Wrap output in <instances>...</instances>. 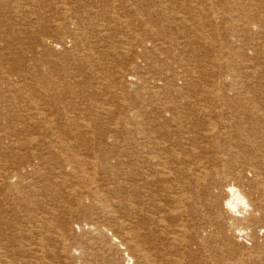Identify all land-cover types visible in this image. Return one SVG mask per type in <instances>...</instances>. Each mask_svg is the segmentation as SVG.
I'll return each mask as SVG.
<instances>
[{
    "label": "rangeland",
    "instance_id": "obj_1",
    "mask_svg": "<svg viewBox=\"0 0 264 264\" xmlns=\"http://www.w3.org/2000/svg\"><path fill=\"white\" fill-rule=\"evenodd\" d=\"M212 4L213 5L216 4V5L213 6ZM199 7L203 9H200ZM244 7H245V10H243ZM250 8H251V11H250ZM12 9H16V12H14V10ZM194 10H196V12L199 11L201 15L199 13H196ZM242 11L244 12L243 14H242ZM246 11H247L246 16L248 17H245ZM248 12H250L251 14L254 12L253 14L255 16L254 15L251 16L250 13L249 15ZM256 16L260 20H258ZM251 18L252 19L254 18L253 19L254 21ZM259 26H261L260 27L261 30L259 29ZM262 27L264 28V0H219V1L216 0V3H215V0H0V79H1L0 82L4 81L6 86L9 88L14 87L16 85L18 86V85L24 84L26 86V90L24 91L25 96L36 94V93L38 95V92L39 93L41 92L38 96H42L44 93H46V96H47L46 98H49V97L51 98L49 100L47 99V101L45 102L46 103L45 106L48 109L47 113H50L49 110L51 111L50 114H47L44 116V119L45 117L46 119L43 120L42 122H45V124L44 123H33L34 125H31L29 123L31 127L35 128L37 133L40 132L41 134H43L42 136L45 139L41 137L42 140L40 141L39 144L37 143L34 146H32L31 149L29 148L27 150L33 151L36 148L38 149V147L39 149L41 148L42 150L36 149L37 151L36 150L33 151L35 154L36 153L38 154V155L37 154L33 155L34 157L30 156L28 153L26 154L25 151L19 152L18 150H15L19 152V155L21 154L20 156L19 155L12 156L13 158L15 157L14 159L17 161V163L15 160L13 161V158H11L12 160L8 157L5 158L6 153L0 150V184L3 183L4 177L8 175L5 169L9 171L16 170L15 172L22 171V170L28 171L29 169H32L31 167H36L37 165L42 163L44 158L49 157L50 151H53V154H51L49 158H51L53 155L52 157L53 160L52 158L51 159L48 158L47 161L50 160V162H48V164L46 165L48 169L46 168V172L44 174L45 177L41 176L42 178H47L49 174L52 175L51 171L55 169L56 166L57 167L60 165L65 166L67 163L66 158L68 156L70 157L76 156V158L80 157L84 161L82 162L79 158L80 161L77 162L76 167L78 166L79 168L81 167L82 169L80 168L79 169L80 171H78L77 169L74 170V171L77 170L79 174V175L78 174L74 175L75 178L73 177V173H72L73 166L72 167L69 166L70 167L69 171H66V176L64 175L68 181L66 180V178L64 180H66L67 182H70L69 179L71 180L73 179V180L71 181L72 183L70 182L71 184L65 182L66 185L64 184L65 185L64 191H63V188L58 187L59 184L48 185L49 184L48 182H41V184L48 183L46 184V189H45L47 191L44 190L45 192L44 191L37 192V194H35L34 196L30 198L28 197V194H26V200H28L26 201V204L27 202L28 204H31L29 207H27L28 204L22 205L19 202V201H22V196L23 194L25 195V192L27 189L24 188L22 189L21 194L18 193L19 195H21L20 197L17 194V190L13 191L15 193V196L17 197V200H15L16 197L13 196L15 200V203H14L15 205L14 204L9 205V203L5 201V196L10 195V193L12 194V192L8 190L7 191L0 190V264H139L138 263L139 260L134 256L132 252L135 245L137 244V241L138 243L141 242V245H142L141 248H142L143 253L150 254V257H151L150 262L147 264H154V228L157 227L155 231L158 232V233L156 232L157 235L155 236L160 238L164 234L166 238H168L169 235H166V234H170L169 231H172L171 234L175 232L174 221L168 219V221L170 220V222H168L167 218H165V222H163L164 225L163 223L161 222L157 223L156 221V227H154V203H153L154 196H152L153 198L146 199V201L144 202L143 198L137 199L138 197L134 195L131 196V194L127 195L128 193L122 194V193H119L118 191L116 192L115 188H117V186L115 187V184L118 182L117 181L115 182V180L114 182L110 181V185H112L111 187L113 189L107 192L106 191L103 192V190L98 189V182L94 184L92 180V185L90 184L91 183V179H90L91 173H88V172L92 170H89V167L84 166V165H86L87 159H88L87 162H91V161H97V159L99 160V158L100 160H104V161L106 160L107 163H109V158L112 156L111 159L113 158L112 159L113 163L111 164V166L112 165L114 166L113 170L116 169L117 171L120 172L119 169L122 168L121 170L125 172L132 173V172H136L139 170V172L148 171L149 172L148 174H152L151 170L148 169L150 168L149 165L146 166L145 164L147 163L140 164L138 159L139 158L146 159L149 157L154 158V124L153 122H154V118L156 117V115L154 114L153 108L160 109L163 107L164 109H166V107H169V106L173 107L175 104H176L175 106H178L179 103H182L181 105L187 106V107L195 106V104L196 105L201 104L202 106H205L207 104L206 106L209 107L207 111L210 113L209 117L211 118V115H212V117L215 120L216 111L213 110V107L216 105L215 102L219 101L218 100L219 97L217 96L218 98H216L215 96L219 93L223 94V92H224V96H223L224 98H222V100L219 101V103L217 104V107L222 106V105L225 107L226 106L230 107V105L231 106L234 105L233 108L232 107L231 108L235 109L234 107L237 106L238 103L239 104L236 108H239L241 106L242 108H244L245 107L244 104H247V105L249 104V106L246 105L247 106L246 109L248 110V108L250 107L248 110L249 112L247 111L248 113H250V116L253 117L255 114L258 113L253 118L255 119L257 117L261 119L260 120L256 118L254 125H250V124H253V123H250L246 126L244 135L242 137L240 136V138L242 139V142H246L247 139L252 140L255 146L257 144H260L261 142L264 143V139L262 138L264 137L263 136L264 135V124H263L264 118L263 119L261 118V114L262 115L264 114V111L261 112L262 110H264V104H261V103H264V99H263L264 98V94H263L264 64H262L264 62V59H263L264 31ZM240 28L241 29L243 28V29L241 30ZM244 28H247V29H244ZM29 29L33 32H31ZM248 29L251 30L249 31L250 34L248 32ZM155 31L158 32L159 36H156L157 32L154 33ZM244 31L246 32V34ZM242 35L244 36L242 37ZM231 38H234V39H231ZM45 41L46 43H44ZM156 41L160 43L158 44V46L156 45L157 44ZM47 43L50 44V46ZM241 43L242 45H239ZM245 44L250 45L249 47L250 48L253 47V49L248 48L247 45ZM261 45H263V47ZM130 46H131V49H130ZM242 47L244 50L242 49ZM245 47H247V49ZM255 47H257L259 50H257V48ZM132 49L134 50V52ZM182 49L183 50L185 49L186 51L185 50L183 51ZM241 49H242L241 54H244L246 52L244 55L247 54L248 56L246 55V57L244 56L243 58V55L242 56L241 54L238 55ZM254 49L256 53L252 55L253 53H250V52L254 51ZM130 51L133 53H131ZM258 51L259 52L261 51V53H259ZM123 53L127 55H123ZM185 53L186 54L188 53V54L185 55ZM257 53L259 54L258 59L256 57ZM181 54L183 55L178 56ZM189 54L192 55V58ZM168 55H170L169 56L170 58L172 56L171 61L167 57ZM175 55H176V58H175ZM194 55L196 56L198 61L200 59L203 60L204 58H205L204 59L205 61H209V62H206L207 64L204 65L203 67L205 71H200L199 68H196L197 59L195 57L193 58ZM120 56L123 59H121ZM184 56L185 57L187 56V57L185 58ZM253 56L255 57V59H257V61L254 59ZM188 57H190V59H193V60L189 62L188 60L190 59H187ZM162 58H164L163 61H161ZM174 58L176 59V62H172V60L175 61ZM177 58H179L178 61H177ZM215 58L217 61L215 60ZM184 59H187L186 60L187 62ZM253 59L255 60V62ZM166 60H168L169 62H167ZM184 61L190 64L186 65ZM213 62L214 64H212ZM238 62L240 63L238 64ZM174 63L176 64V67ZM247 64H250V65H247ZM219 65H221L220 66L221 68L218 67ZM207 66L209 67L211 66L212 70L214 71L210 69L211 67L209 68ZM214 66L217 67V69ZM256 66H259V67H256ZM170 67L173 70L175 68V71L170 69ZM182 67H184V70L181 69ZM228 67H229V70H228ZM131 68L133 69L132 71H131ZM185 70L186 71L189 70L188 73ZM127 71H129L130 73H128ZM149 71H150V75H148ZM204 72H206V75ZM139 73H143V74L145 73V74L143 75ZM146 74L149 76V78H147L148 76H146ZM166 74L168 75L166 76ZM235 74H237L238 78L237 76H235ZM138 75H141V76H138ZM170 76H171V79H170ZM172 76H174L176 80ZM187 76H189V78L191 79H194V81L192 80L191 82V79H190V82H189V79L187 78ZM196 76H197V79H195ZM150 77L152 79H150ZM164 77L166 80L164 79ZM183 77L185 79H183ZM225 77H230V78H227V81H226ZM147 79H149L150 82ZM179 79L181 80V82ZM147 81L149 84L147 83ZM171 81L176 86L172 84ZM254 81L255 82L257 81V83H255ZM52 82L54 83V85H52L53 84ZM187 82L190 86H187ZM190 83L192 84L196 83L197 85L194 84L191 86ZM257 84H259L258 87H257ZM168 85H170V87L172 88H170ZM146 86H149L151 89H153L156 86L157 87L153 89L155 91L153 90L151 91V94L150 93L146 94L143 90L144 87ZM243 87L244 89H242ZM173 88H175L176 90ZM205 88H206L207 93L205 92ZM170 89H172V91ZM183 89H185V92L182 91ZM192 89H195L196 93H195V90L193 91ZM208 90H210L211 93L212 92L214 93L212 94L214 95L217 101L213 99L214 98L213 95H211L210 91ZM232 90L235 92H233ZM256 90H258V92ZM178 91H179V94H178ZM47 92H49L48 95L51 94L52 96L51 95L48 96ZM54 92L57 93V96H55ZM189 92H190V95H188ZM198 92L201 94H199ZM261 92L263 96L262 95L260 96ZM4 93L5 92L3 90L0 91V98L2 97L4 99L5 97H7V94L5 93L6 94L5 95ZM192 93L197 94L195 99L198 100L199 102L194 99L195 95ZM239 93L240 94L242 93V96H240ZM247 93L249 96H247ZM250 93L251 94L253 93L252 94L253 96ZM180 94L181 95L183 94V95L181 96ZM184 94L185 96L186 95L187 96L185 97ZM203 94L205 95L207 94L209 96L211 95L210 97H212L213 102L210 100L203 99L205 97V95ZM173 95L174 96L176 95V96L173 97ZM179 95L183 98H178ZM191 95L193 96V98ZM170 96L171 98H169ZM199 96L202 99H200ZM232 96L233 97L235 96L234 98L236 99L238 97L240 98H238V100H235L231 98ZM131 97L133 98V100L136 99L135 100L136 102L133 100H129L131 99ZM161 97L164 100L166 99V101L167 100L168 101L166 102L162 100ZM248 97H250L253 100V102L251 100V103H250L249 101L250 99ZM244 98L246 99V101ZM38 99L40 98H37V101ZM172 99L174 102L171 101ZM225 99L228 101H225ZM239 99H241V101L243 99V102L241 103L242 105H240L241 101ZM21 101L22 100H18L16 102H21ZM51 101H54L52 102L54 106L50 104ZM186 101L188 105L184 103ZM133 102H135L138 106L134 104ZM226 102L228 103L226 104ZM231 102H233V104ZM23 103L24 105H29L28 102L23 101ZM141 103H142V107H141ZM162 103L164 104V106ZM169 103L172 105H170ZM256 104H257V107H255ZM151 105H153L152 109H150ZM59 106L62 109H60ZM145 107L147 108V110ZM251 107L255 108V110L252 109ZM99 108L102 110L100 111ZM55 109H57L56 112H55ZM252 110L255 112V114ZM149 112H151L152 114L151 113L149 114ZM69 116L70 117L72 116V117L70 118ZM195 117L198 119L197 124L199 125L203 124L201 122V119H199V117L197 116ZM46 120L47 122H50V123L54 121L56 127L50 123H47ZM56 120H58L59 123ZM214 120H210V121H214ZM12 122L13 121L9 122L11 124L8 123L10 130H15V131L19 130L18 129L19 127L13 126L15 123L13 122L12 124ZM67 122L69 124H67ZM70 123L74 124L72 128L69 126L71 125ZM115 124L117 126H115ZM255 125L259 127H256ZM4 126L5 128L8 127L7 122H1L0 128L1 127L4 128ZM123 126L125 128H123ZM251 126L254 128H251ZM9 127L7 129H9ZM247 129H249V131ZM254 129H255V132H254ZM48 132L51 134L53 133V134L52 135L50 134L51 135L50 136ZM256 132L258 135L256 134ZM54 133L55 135H58V136L60 135V137L63 135V137L65 136L66 138L69 137L70 135H73V136H70L69 137L70 139L68 138V140L63 138V140L55 141ZM16 134L18 136H23L22 134H25V133H23L21 129V131H19V134H18V131H16ZM25 135H27V133ZM46 138L48 141H45ZM224 138L225 137H222V138L220 137L218 140L216 139V141H218L222 145L223 143L227 141ZM256 138H257V141L259 140L258 142L256 141ZM132 139L134 140L132 141ZM238 140L239 139H237V141ZM43 141L44 143L46 142L45 143L46 145L43 143ZM131 141L132 143H130ZM60 142L61 143L63 142L64 144L62 143L63 144L62 145ZM133 142L134 143L136 142V143L134 144ZM218 142H215V143H218ZM14 143L18 144L19 141L16 140ZM51 143H54V144H51ZM199 144L200 146H203V144L205 145L206 142H203V141L201 142L200 140ZM0 145H1L0 149L1 147L3 148L4 144L0 143ZM246 145L247 146L245 147L247 149H250L253 146L252 145L251 147H249V144H246ZM51 146L55 148V150L52 148L49 149V147ZM56 148H57V151H56ZM183 152L186 154L189 153L190 148L184 149ZM22 153H25V154L22 155ZM44 153L47 157L43 155ZM75 153L77 155H73ZM58 154H60L59 155L60 157L58 156ZM39 155L42 157H39ZM37 157L39 159H37ZM56 157H58L59 159ZM54 159H56L59 163ZM122 160L123 161L126 160L125 162L126 163L128 162V163L126 164L124 162L123 164ZM227 160L224 163H226ZM6 161L9 165H12L14 163L13 164L14 166H9L6 163ZM10 161H13V162H10ZM64 162L66 163L64 164ZM6 164L7 166H9V168L4 167V165ZM81 164L84 167V169L81 166ZM137 165H139L140 167L139 166L137 167ZM49 166L51 167L50 169H49ZM40 168L43 169L44 167L42 166ZM48 170H49V173L47 172ZM81 170H82V173H81ZM79 172L81 173V175ZM46 174L48 175L46 176ZM82 175L85 177L83 179L84 182L82 186H81V183L79 184V182L77 184L75 183L74 185V182L79 181ZM77 176L79 177V179L77 178ZM101 176L103 175L101 174L99 177ZM129 176L130 178L129 177L128 178L130 179V181H132L134 178L131 177V175ZM50 177H51V180H54L53 175L49 176V178ZM91 178L94 179L93 176ZM38 180L42 181L40 177H38V179L35 181H38ZM62 181H63L62 179H59L56 183H61ZM133 182H135V179L133 180ZM133 182H131V184ZM248 182L246 184H251L249 179H248ZM77 185L81 186L82 188ZM50 186L52 188L54 187L55 190L54 188L52 189ZM68 187L71 190L73 191L75 190V191L69 192L70 189ZM91 187H93L92 188L93 192L95 191L97 192L96 193L97 197L100 196L99 198L103 199L106 196L104 198L105 200L104 199H103L104 201L99 200L100 202L97 205H95L93 202V205H92V201L90 199L89 200L83 199L84 198L82 197L84 196L83 192L89 190V188ZM97 189L100 190V192H98ZM18 190H21V189H18ZM47 192H49V195L47 194ZM64 192L66 193V195ZM45 193H46L45 198L49 197V199H45L43 197ZM76 193L78 196L76 195ZM113 193H117V195ZM56 194L57 196H61V197L64 196V197L63 198L60 197L61 199L57 196L54 197V195ZM70 195L72 196V198L70 197ZM124 195L128 198H131V201L134 200V202H130V203L128 202L129 204L127 203V206L125 208L119 206L118 203H115L119 201L118 199H122L120 197H123ZM241 195H242L241 196L242 200L238 204L239 211L233 216H235L236 219L239 218L240 221H244L250 212V207H249L250 198L248 196L246 197L244 193H242ZM36 196L38 198L42 196V198L40 197L38 201V198ZM33 197L34 199H31ZM112 197H113V200L115 198L116 201L114 200L113 202L111 199ZM51 198H54L53 199L54 201ZM66 198L68 199V202L66 201L67 200ZM256 198L257 200H255ZM57 199H59V201H57L59 203L55 201ZM255 199H254L255 202H264L263 201L264 198L262 197L256 196ZM107 204H109L110 206ZM131 204L132 205L136 204L135 206L136 207L139 206L140 209H141V206L144 207L143 210L145 211L146 209L145 213L148 214V215L144 214V216L147 218L142 217V216L133 215L134 211H132L133 210L132 208H134L135 206L132 207ZM13 205L14 207H12ZM18 205L20 207H18ZM25 206L27 208H25ZM43 206H45V208H41ZM104 206L107 208H105ZM10 209H11V213H9ZM109 209L110 211H108ZM136 209H138V207ZM48 210L51 211L52 213H50ZM67 210H68V213H66ZM103 210L104 211L107 210L109 215L108 216L105 215L103 213L104 212ZM7 211L8 213L7 215H5ZM27 211H31V214L30 212L28 213ZM127 211H129V213H132V212L133 213L132 214L126 213ZM199 211H200V216L202 219L201 221H203V222L200 221L202 225L199 224V226L201 225V227H203L207 223L206 220L210 219L212 215L211 213L210 215L209 214L207 215L208 212L204 210V208L202 207L199 209ZM205 211L206 213H203ZM43 213L45 216L43 215ZM189 214L190 216L192 215L191 211ZM41 215L45 217L46 219H49L52 217L54 219H51V220L49 219L48 221H45L42 224L41 223L37 224L35 217H38ZM102 215H105L106 217H103ZM190 216H188V218H190ZM204 216L206 219H204ZM61 218L63 220L66 219L67 222L65 223L64 222L65 220L60 221ZM121 218L123 219V221ZM119 219H120V222H118ZM55 223H57L58 225L57 224L55 225ZM62 223L64 225L66 224L65 227H67L68 223L69 225L71 223L70 226H73V228L71 227V230L65 229ZM245 224H246V220H245ZM170 226L173 228H171ZM85 227L87 228L85 229ZM165 227L167 228L166 231H165L166 229ZM63 228L65 229L64 231H62ZM91 228H92V231H91ZM135 228L137 229V231L135 230ZM66 230L70 232L67 233ZM132 230L133 231L135 230V233ZM160 231L161 232L163 231V232L161 233ZM126 233H132L134 235L126 234ZM21 234L24 236V238L23 237L22 238L25 240H22ZM165 236L164 237L162 236V237L165 238ZM262 236H263V233L258 232L257 239L254 240L253 242V240H247L244 237H239L238 235H235V238H231V240L229 241L227 240L228 243L227 242L225 243V241L223 242V244L225 243L226 245L224 244L225 246L221 247V249L223 248L222 250L213 249L214 252L211 250V252L213 253L210 252V255H212V257H211V263L209 264H217L219 262H222L225 264L228 258L235 259L238 257L239 258L240 257L244 258L246 256L248 257V252H246V249H250L254 245L255 242L260 241ZM126 237L127 238L133 237V238L127 239ZM161 238L159 240L160 242H163V243L162 245L159 246L160 249H162V247L164 246V243H165V246L168 245V242L165 241L166 238L165 239L163 238L161 239ZM235 239H237L238 241H235ZM128 240L129 241L132 240L130 244L131 246H134V247L130 248ZM20 241L21 242L23 241L21 244V249H22V245L25 246L26 248L24 249L25 252L21 250L20 251L21 253H19V255L14 256L13 254H9L8 257L6 258V254L8 252L18 249V244ZM246 242L247 243L250 242L251 244L249 243L248 245ZM242 248H243V251L245 249L244 252L242 251ZM214 253L217 255H215ZM246 259H249V258H246ZM159 262L162 264H169L168 261L166 263V261L164 260L163 261L159 260Z\"/></svg>",
    "mask_w": 264,
    "mask_h": 264
},
{
    "label": "bare ground",
    "instance_id": "obj_2",
    "mask_svg": "<svg viewBox=\"0 0 264 264\" xmlns=\"http://www.w3.org/2000/svg\"><path fill=\"white\" fill-rule=\"evenodd\" d=\"M219 1V0H217ZM212 3V2H211ZM215 3H216V0H215ZM19 4V3H18ZM24 4V3H23ZM219 4V3H218ZM20 5V4H19ZM144 5V4H143ZM213 5V4H212ZM216 4H214L213 6H215ZM246 6V5H245ZM19 7V6H18ZM27 7V6H26ZM202 7V6H201ZM210 7V6H209ZM243 7V6H242ZM249 7V6H248ZM21 8V7H20ZM28 8V7H27ZM200 8V7H199ZM24 9V8H23ZM196 9V7H195ZM198 9V8H197ZM200 9H203V8H200ZM243 9V8H241ZM247 9V8H246ZM14 10V12H16V9H12ZM245 10V7L244 9ZM249 10V9H248ZM247 10V11H248ZM196 12V10H194ZM241 11V10H240ZM247 11H246V14H245V17H248L246 16L247 15ZM250 11H251V8H250ZM253 11V10H252ZM18 12V11H17ZM203 12V11H202ZM196 13H199V11H197ZM204 13V12H203ZM244 12L242 11V14ZM250 12H248L249 14ZM254 13V12H253ZM251 14L254 15V14ZM200 14V13H199ZM249 14V15H250ZM256 14V13H255ZM258 14V13H257ZM201 15V14H200ZM42 16V15H41ZM255 16V15H254ZM257 17V16H256ZM255 17V18H256ZM260 17V15H259ZM231 18V17H229ZM258 18V17H257ZM175 19V18H174ZM233 19V18H232ZM252 19V18H251ZM254 19V18H253ZM252 19V20H253ZM257 20V19H256ZM258 20H260L258 18ZM257 20V21H258ZM233 21V20H231ZM254 21V20H253ZM244 22V21H243ZM249 23V22H248ZM252 23V22H251ZM247 24V23H245ZM238 25V24H237ZM241 25V24H240ZM250 25V24H248ZM247 25V26H248ZM245 26V25H244ZM243 27V26H242ZM250 27V26H249ZM261 26H259V29L261 30L260 28ZM263 28V27H262ZM241 29V28H240ZM243 29V28H242ZM241 29V30H242ZM244 29H247V28H244ZM30 30V29H29ZM240 30V31H241ZM31 31V30H30ZM251 31L248 29V32ZM263 31H264V28H263ZM33 32V31H31ZM157 31H155L154 33H156ZM245 32V31H244ZM242 32V33H244ZM241 33V34H242ZM252 33V32H251ZM256 33V31H255ZM157 35L156 36H159L158 32L156 33ZM240 34V35H241ZM246 34V32H245ZM250 34V32H249ZM258 34V33H257ZM260 34V33H259ZM262 34V32H261ZM155 35V34H154ZM153 36V35H152ZM244 35H242L243 37ZM122 37V36H121ZM237 37V36H235ZM241 37V36H240ZM262 37V36H260ZM123 38V37H122ZM153 38V37H151ZM159 38V37H157ZM155 38V39H157ZM231 39H234V38H231ZM237 39V38H236ZM235 39V40H236ZM125 40V39H124ZM154 40V39H153ZM252 40V39H251ZM262 40V39H261ZM122 41V39H121ZM120 41V42H121ZM159 41V40H158ZM253 41V40H252ZM251 41V42H252ZM263 41V40H262ZM50 42V41H49ZM48 42V43H49ZM118 42V41H116ZM142 42V41H141ZM140 42V43H141ZM153 42V41H152ZM157 42V41H156ZM164 42V41H162ZM250 42V44H251ZM258 42V41H257ZM46 43V41L44 42ZM47 43V44H48ZM56 43V42H55ZM228 43V42H227ZM253 43V42H252ZM256 43V42H255ZM264 43V41H263ZM156 44V43H154ZM158 44H160L159 42H157V46ZM249 44V43H248ZM248 44H245L247 45L248 48H250ZM254 44V43H253ZM260 44V43H258ZM262 44V43H261ZM50 46V44H48ZM55 45V44H54ZM53 45V46H54ZM144 45V44H143ZM239 45H242L239 44ZM244 45V44H243ZM255 45V44H254ZM264 45V44H263ZM263 45H261L263 47ZM52 46V47H53ZM56 46V45H55ZM142 46V44H141ZM256 46V45H255ZM57 47V46H56ZM134 47V46H133ZM161 47V45H160ZM240 47V46H239ZM247 47H245L247 49ZM54 48V47H53ZM52 48V49H53ZM145 48V46H144ZM158 48V47H157ZM156 48V49H157ZM241 48V47H240ZM253 49V47H251ZM250 48V49H251ZM257 48V47H255ZM57 49V48H56ZM130 49H131V46H130ZM155 49V48H153ZM159 49V48H158ZM243 49V47H242ZM242 49L240 51L239 54L242 53ZM261 49V47H260ZM54 50V49H53ZM51 50V51H53ZM133 50V49H132ZM148 50V49H147ZM150 50V48H149ZM183 50V49H182ZM185 50V49H184ZM183 50V51H184ZM244 50V49H243ZM257 50H259L257 48ZM162 51V50H161ZM182 51V52H183ZM186 51V50H185ZM190 51V49H189ZM252 51V50H251ZM255 51V49H254ZM250 52V53H253L252 55H254V53H256V51L254 52ZM122 52V51H121ZM131 52V51H130ZM134 52V50H133ZM131 52V53H133ZM181 52V53H182ZM259 52V51H258ZM192 53V51H191ZM244 53V52H243ZM246 53V52H245ZM244 53V54H245ZM261 53V51L259 52ZM263 53V52H262ZM122 54V53H120ZM188 54V53H187ZM185 53V55H187ZM197 54V53H195ZM244 54H241V56L243 55V58L244 56L246 57V55ZM58 55V54H57ZM123 55H127V54H124ZM177 55V54H176ZM176 55H175V58H176ZM183 54L181 55H178V56H182ZM192 58V55L189 54ZM258 53H257V59H258ZM262 55V54H261ZM260 55V56H261ZM146 56V54H145ZM170 55H168L167 57L169 58V60L171 61V58L169 57ZM240 56V57H241ZM248 56V55H247ZM259 56V57H260ZM163 57V56H162ZM185 57V56H184ZM183 57V58H184ZM187 57V56H186ZM185 57V58H186ZM196 58V56L194 55L193 58ZM252 57V56H251ZM254 57V56H253ZM121 58V56H120ZM167 58V59H168ZM174 58V59H175ZM180 58V57H179ZM177 58V61L178 59ZM182 58V59H183ZM250 58V57H249ZM262 58V57H261ZM260 58V60H261ZM123 59V58H121ZM181 59V60H182ZM187 59H190V57H188ZM187 59H184L185 61ZM197 59V58H196ZM205 59V58H204ZM199 60L198 59L196 60V68H199L200 71H205L203 69L204 65H206L207 63L206 62H209V61H205V60ZM207 59V58H206ZM248 59V58H247ZM255 59V57H254ZM253 59V60H254ZM257 59H255L257 61ZM263 59H264V55H263ZM262 59V60H263ZM164 58H162L161 61H163ZM193 59H190L188 60L189 62L192 61ZM195 60V59H194ZM210 60V59H209ZM216 60V58H215ZM254 60V62H255ZM167 62H169L168 60H166ZM184 61V62H185ZM217 61V60H216ZM220 61V60H219ZM222 61V60H221ZM245 61V60H243ZM249 61V60H248ZM172 62H176V59L175 61L172 60ZM181 62V61H179ZM187 62V61H186ZM185 62V63H186ZM212 62V61H211ZM251 62V61H250ZM253 62V61H252ZM165 63V62H164ZM184 63V65H185ZM193 63V62H191ZM216 63V62H215ZM219 63V62H218ZM222 63V62H221ZM220 63V64H221ZM240 62H238L239 64ZM246 63V62H245ZM257 63V62H256ZM49 64V63H48ZM175 64V63H174ZM173 64V65H174ZM179 64V63H177ZM187 64H190V63H186ZM211 64V63H210ZM214 64V62L212 63ZM211 64V65H212ZM232 64V63H231ZM264 64V62L262 63ZM161 65V64H160ZM172 65V64H171ZM195 65V63H194ZM216 65V64H215ZM224 65V64H223ZM247 65H250V64H247ZM253 65V64H251ZM258 65V64H257ZM119 66V65H118ZM166 66V65H164ZM170 66V65H169ZM168 66V67H169ZM193 66V64H192ZM221 65H219L218 67H220ZM241 66V65H240ZM263 66V65H262ZM172 67V66H171ZM170 67V69H172ZM175 67H176V64H175ZM209 67V66H207ZM211 67V66H210ZM209 67V68H210ZM215 67V66H214ZM224 67V66H223ZM239 67V66H238ZM256 67H259V66H256ZM255 67V68H256ZM138 68V67H137ZM180 68V67H179ZM195 68V69H196ZM202 68V70H201ZM217 69V67H215ZM213 68V69H215ZM221 68V67H220ZM227 68V67H226ZM225 68V69H226ZM246 68V67H244ZM181 69L184 70V67H182ZM192 69V68H191ZM212 70V67L210 68ZM209 69V70H210ZM224 69V68H223ZM260 69V68H259ZM119 70V69H117ZM133 69L131 68V71ZM173 70V69H172ZM171 70V71H172ZM180 70V69H178ZM207 70V69H206ZM228 70H229V67H228ZM255 70V69H254ZM136 71V70H134ZM170 71V72H171ZM175 71V68L174 70ZM177 71V70H176ZM186 71V70H185ZM189 71V70H188ZM188 71H186L188 73ZM214 71V70H212ZM114 72V70H113ZM118 72V71H117ZM128 73H130L129 71H127ZM141 72V71H140ZM144 72V71H143ZM167 72V71H165ZM178 72V71H177ZM185 72V73H186ZM193 72V71H192ZM195 72V70H194ZM199 72V71H198ZM210 72V71H208ZM228 72V71H227ZM256 72V71H255ZM172 73V72H171ZM191 73V71H190ZM205 75H206V72H204ZM203 73V74H204ZM72 74V73H71ZM74 74V73H73ZM139 74H143V73H139ZM145 74V73H144ZM143 74V75H144ZM180 74V73H179ZM260 74V73H259ZM43 75V74H42ZM134 75V74H133ZM148 75H150V71L148 73ZM146 74V76H148ZM168 74H166L167 76ZM173 75V74H172ZM175 75V74H174ZM177 75V73H176ZM184 75V74H183ZM187 75V74H186ZM189 75V74H188ZM191 75V74H190ZM197 75V74H196ZM201 75V74H200ZM225 75V74H224ZM229 75V74H228ZM128 76V74H127ZM138 76H141V75H138ZM165 76V75H164ZM226 76V75H225ZM235 76H237V74H235ZM256 76V75H255ZM42 77V76H41ZM174 78V76H172ZM186 77V76H185ZM149 78V76L147 77ZM178 78V77H177ZM182 78V77H180ZM187 78L189 79V82H190V79L189 76H187ZM193 78V77H192ZM227 78H230V77H225L226 81H227ZM238 78V76H237ZM42 79V78H41ZM150 79H152L150 77ZM165 79V77H164ZM169 79V77H168ZM167 79V80H168ZM170 79H171V76H170ZM176 80V78H174ZM183 79H185L183 77ZM187 79V80H188ZM197 79V76L196 78ZM202 79V78H201ZM256 79V77H255ZM262 79V78H261ZM1 80V79H0ZM138 80V79H136ZM146 80V79H145ZM149 80V79H147ZM166 80V79H165ZM180 80V79H179ZM192 80L194 81V79H191V82ZM258 80V79H257ZM196 81V80H195ZM198 81V80H197ZM262 81V80H261ZM136 82V81H135ZM146 82V81H145ZM150 82V80H149ZM160 82V81H159ZM181 82V80H180ZM201 82V81H200ZM255 82V81H254ZM263 82H264V79H263ZM53 83V82H52ZM143 83V82H142ZM148 83V81H147ZM154 83V82H153ZM170 83V82H169ZM168 83V84H169ZM172 83V81H171ZM177 83V81H176ZM197 83V82H196ZM194 83V84H196ZM257 83V81L255 82ZM262 83V82H261ZM132 84V83H130ZM129 84V85H130ZM149 84V83H148ZM147 84V85H148ZM160 84V83H159ZM174 84V83H172ZM185 84V83H184ZM191 86L194 85L192 83H190ZM199 84V82H198ZM226 84V83H225ZM54 85V83L52 84ZM134 85V83H133ZM143 85V84H142ZM175 85V84H174ZM197 85V84H196ZM256 85V84H255ZM259 84H257V87H258ZM57 86V84H56ZM150 86V85H149ZM149 86H146L144 87V92L147 94V93H150L151 94V91L156 88L154 87L153 89H151ZM152 86V85H151ZM170 87V85H168ZM176 86V85H175ZM173 86V87H175ZM187 86H190L187 82ZM247 86V85H245ZM249 86V85H248ZM252 86V85H251ZM264 86V85H263ZM132 87V86H131ZM130 87V88H131ZM135 87V86H134ZM143 87V86H142ZM153 87V86H152ZM184 87V85H183ZM186 87V86H185ZM201 87V86H200ZM253 87V86H252ZM172 88V87H170ZM249 88V87H248ZM260 88V87H259ZM159 89V87H158ZM162 89V88H161ZM166 89V88H165ZM169 89V88H168ZM175 89V88H173ZM182 89V88H181ZM196 89V88H195ZM195 89H192L193 91ZM244 89V87L242 88ZM251 89V87H250ZM3 90L6 94H7V97H5L4 99L1 97L0 98V125H1V122H7V126H8V123L10 121H13L15 124L13 126L15 127H19L18 129L19 130H16L18 131V134H19V131H23V133H27V135L25 134H22L23 136H18L16 134V131L15 130H10V127L9 129L1 127L0 128V143L1 144H4L3 145V148L1 147V151H3L4 153H6L5 155V158L8 157V158H13L12 156L13 155H19V152L20 151H25V153L29 154L30 156H33V155H36L33 151L35 150H27V149H31L32 146H34L35 144H39L40 141L42 140V138H44L40 132L37 133V131L35 130V128L31 127V125H34L33 123H44L45 122H42L44 119V116L47 115V114H50L51 111L49 110L50 113H47L48 109L46 108V101L47 99H51L50 97L49 98H46V93L45 96L44 94L42 96H38L40 93L38 92V95L37 93L36 94H32V95H28V96H25L24 95V91L26 90V86L24 84H21V85H16L14 87H7L5 82L4 81H1L0 82V91ZM157 90V89H156ZM172 91V89H170ZM176 90V89H175ZM201 90V89H200ZM204 90V89H203ZM202 90V91H203ZM211 90V89H210ZM208 90V91H210ZM263 90V89H261ZM40 91V90H39ZM155 91V90H153ZM182 91L185 92V89H183ZM221 91V90H220ZM233 91V90H232ZM241 91V90H240ZM252 91V90H251ZM258 92V90H256ZM260 91V90H259ZM165 92V91H164ZM181 92V91H180ZM191 92V91H190ZM190 92L188 93V95H190ZM201 92V91H200ZM205 92H206V88H205ZM219 92V91H217ZM235 92V91H233ZM238 92V91H236ZM247 92V91H246ZM254 92V91H253ZM4 93V94H5ZM49 92H47V95H48ZM55 93V92H54ZM160 93V92H159ZM170 93V91H169ZM173 93V92H172ZM171 93V95H172ZM182 93V92H181ZM187 93V92H186ZM195 93H196V90H195ZM199 93V92H198ZM207 93V92H206ZM211 93V91H210ZM209 93V94H210ZM213 93V92H212ZM211 93V95H213ZM5 94V95H6ZM53 94V93H52ZM158 94V93H157ZM176 94V93H175ZM178 94H179V91H178ZM194 94V93H192ZM201 94V93H199ZM217 94V93H216ZM228 94V93H227ZM230 94V93H229ZM240 94V93H239ZM245 94V93H244ZM251 94V93H250ZM253 94V93H252ZM251 94V95H252ZM257 94V93H256ZM263 94H264V91H263ZM3 95V94H2ZM51 95V94H50ZM48 95V96H50ZM54 95V94H53ZM181 95V94H180ZM179 95L178 98H183ZM194 99L196 97L197 94H194ZM205 95V94H203ZM207 95V94H206ZM203 98L205 100H210L213 102V99L218 98L219 101L222 100V98H224V92L223 94L222 93H219L217 94L215 97L213 95V99L212 97H210L209 95H207ZM262 95V92L260 94V96ZM4 96V95H3ZM44 96V97H43ZM52 96V95H51ZM55 96H57V93H55ZM149 96V94H148ZM153 96V95H152ZM150 96V97H152ZM162 96V95H161ZM165 96V94H164ZM169 96V95H168ZM176 96V95H175ZM173 95V97H175ZM185 96V94H184ZM187 96V95H186ZM185 96V97H186ZM192 96V95H191ZM201 96V95H200ZM199 96V98H200ZM218 96V97H217ZM229 96V95H227ZM240 96H242V93L240 94ZM245 96V95H244ZM247 96L248 93H247ZM253 96V95H252ZM255 96V95H254ZM259 96V95H258ZM256 96V97H258ZM259 96V97H260ZM263 96V95H262ZM235 97V96H234ZM233 96L231 98L235 99V100H238V97L237 99L234 98ZM37 98H40L38 99L37 101ZM55 98V97H53ZM52 98V99H53ZM165 98V97H164ZM167 98V97H166ZM171 98V96L169 97ZM168 98V99H169ZM189 98V96H188ZM193 98V96H192ZM230 98V100H231ZM242 98V97H241ZM250 100V103H251V98L248 97ZM253 98V97H252ZM36 99V100H35ZM58 99V98H57ZM162 100H164L162 97H161ZM176 99V98H175ZM191 99V98H190ZM202 99V98H200ZM229 99V97H228ZM232 99V100H233ZM245 99V98H244ZM255 99V98H254ZM257 99V98H256ZM259 99V98H258ZM264 99V98H263ZM18 100H22L21 102H16ZM59 100V99H58ZM129 100H133V98L131 97V99ZM136 100V99H135ZM133 100V101H135ZM177 100V99H176ZM181 100V99H180ZM187 100V99H186ZM196 100V99H195ZM216 100V99H215ZM214 100V102H215ZM234 100V101H235ZM241 101V99H239ZM23 101L25 102H28L29 105H24ZM56 101V100H55ZM127 101V100H126ZM166 101V99L164 100ZM168 101V100H167ZM166 101V102H167ZM173 101V99L171 100ZM185 101V99H184ZM190 101V100H188ZM193 101V100H192ZM198 101V100H196ZM201 101V100H200ZM217 101V100H216ZM218 102H215V106L213 107V110L216 111V119L214 120V118L212 117L211 115V118L209 117V112L207 111L208 110V106H202L201 104L200 105H196L195 106H192V107H187V106H183L181 105L182 103H179L178 106H174L171 107H166V109H164L163 107L160 108V109H155L153 108L154 110V114L156 115V117L154 118V158H146V159H138L140 164H144V163H147L145 164L146 166L149 165V167L151 168H148L149 170H151V173L152 174H148L149 172L148 171H144V172H139L136 171V172H125L121 169L120 172L117 171L116 169L113 170V165L111 166V164L113 163L111 157L109 158V163H107V161L105 160H99L97 159V161H91V162H87L86 161V165L84 166H88L89 167V170H92L88 173H91L90 174V179H91V185H92V180L95 183L98 182V189H101L104 191H110L111 189H113L110 185V181H113L115 180V182L117 181L118 183L115 184V187L117 186V188H115L116 192L118 191L119 193H128L127 195H130L131 196H136L138 197L137 199L139 198H143V201L145 202L146 199L148 198H153L152 196H154V227H156V221L157 223L158 222H165V218H167V221L168 219L170 220H173L174 221V225H175V232L171 234L172 231H169L170 234H166V235H169L168 238H166V236L163 234L162 236L165 238H162L165 239V241L168 242V245L165 246V243H164V246L167 247L164 248L162 247V249H160V245H162L163 242H160V238L155 236L157 235V231H155V229L157 228H154V264H162L159 262V260L161 261H167L169 262V264H209L211 263V257L212 255H210V252L211 250L214 252L213 249H218V250H222L221 247H224L227 242V240H231V238H235V235H238L239 237H244L245 239L247 240H256L257 239V236H258V232L260 233H263V236L261 237V240L258 241V242H255L254 245L250 248V249H246V252H248V257H238V258H235V259H230L228 258L227 262L225 264H264V202H255L254 199L256 196H259V197H262L264 198V143L261 142L260 144H257L256 146L253 144V141L252 140H246V142H242V139L240 138V136L242 137L244 135V131L246 129V126L250 123H253V124H250V125H254V122L256 120V118L254 119L253 117H255V112H254V116L251 117L250 116V113H248L249 111V108L248 110L246 109L247 106H249V104H244L245 107L242 108L239 107V108H236L238 106H235L234 108L235 109H232L233 106L230 105V107H225L223 106H219L217 107V104L219 103ZM225 101H228L225 99ZM246 101V99H245ZM257 101V100H256ZM52 102L54 101H51L50 104H52ZM136 102V101H135ZM135 102H133L134 104H136ZM174 102V101H173ZM199 102V101H198ZM206 102V101H205ZM211 102V104H212ZM223 102V101H222ZM243 102V99L242 101L240 102V105H242L241 103ZM253 102V100H252ZM59 103V102H57ZM56 103V104H57ZM161 103V102H160ZM176 103V102H175ZM187 104V101L184 102ZM196 103V102H195ZM224 103V102H223ZM228 102H226L227 104ZM230 103V102H229ZM233 104V102H231ZM246 103V102H245ZM249 103V102H248ZM49 104V103H48ZM55 104V106H56ZM144 104V103H143ZM148 104V103H146ZM163 104V103H162ZM170 104V103H169ZM184 104V105H186ZM190 104V103H189ZM193 104V103H192ZM210 104V105H211ZM225 104V105H226ZM235 104V102H234ZM261 104H264V103H261ZM260 104V106H261ZM53 105V104H52ZM51 105V106H52ZM58 105V104H57ZM133 105V104H132ZM137 105V104H136ZM160 105V104H159ZM168 105V103H167ZM172 105V104H170ZM188 105V104H187ZM194 105V104H193ZM209 105V106H210ZM214 105V104H213ZM220 105V104H219ZM247 105V106H246ZM54 106V105H53ZM52 106V107H53ZM138 106V105H137ZM161 106V105H160ZM164 106V104H163ZM191 106V105H190ZM253 106V105H252ZM51 107V108H52ZM106 107V106H105ZM141 107H142V103H141ZM153 105H151V108L152 109ZM232 107V108H231ZM257 107V104L256 106ZM50 108V109H51ZM58 108V106H57ZM60 108V106H59ZM70 108V107H69ZM135 108V107H134ZM146 108V107H145ZM159 108V107H157ZM252 109L255 110V108L251 107ZM260 108V107H259ZM262 108V106H261ZM62 109V108H60ZM100 109V108H99ZM97 109V110H99ZM111 109V108H110ZM141 109V108H140ZM149 109V111H150ZM54 110V108H53ZM57 109H55V112H56ZM71 110V109H70ZM73 110V109H72ZM93 110V109H92ZM95 110V111H97ZM102 109H100L101 111ZM143 110V108H142ZM145 110V109H144ZM147 110V108H146ZM260 110V109H259ZM262 110V109H261ZM91 111V109H90ZM248 111V112H247ZM264 110H262L261 112H263ZM54 112V111H53ZM52 112V113H53ZM58 112V111H57ZM105 112V111H104ZM114 112V111H113ZM144 112V111H143ZM146 112V111H145ZM152 112V111H151ZM149 112V114L151 113ZM84 113V112H83ZM106 113V112H105ZM110 113V112H108ZM252 113V112H251ZM25 114V115H24ZM113 114V113H112ZM152 114V113H151ZM108 115V114H107ZM260 115V114H259ZM264 115V114H263ZM261 114V118L263 119L264 116ZM49 116V115H48ZM52 116V115H51ZM50 116V117H51ZM199 117V119H201V122L203 124L199 125L197 124L198 123V119L195 117ZM263 116V117H262ZM53 117V116H52ZM70 117V116H69ZM72 117V116H71ZM70 117V118H71ZM110 117V115H109ZM55 119V118H54ZM209 119V120H208ZM257 119H260V118H257ZM133 120V119H131ZM210 120H214V121H210ZM261 120V119H260ZM58 123L59 121L56 120ZM65 121V120H64ZM67 121V120H66ZM72 121V120H71ZM70 121V122H71ZM77 121V120H76ZM119 121V120H118ZM121 121V120H120ZM12 122V124H13ZM47 122V120H46ZM56 122V123H57ZM127 122V121H125ZM131 122V121H130ZM200 122V123H201ZM257 122V121H256ZM27 123V124H26ZM31 125H30V124ZM47 123H50V122H47ZM124 123V122H122ZM4 124V123H3ZM11 124V123H9ZM50 124L54 125L55 126V122L52 121ZM67 124H69L67 122ZM66 124V125H67ZM71 124V123H70ZM77 124V123H76ZM79 124V123H78ZM100 124V123H99ZM129 124V123H128ZM127 124V125H128ZM169 124V125H168ZM264 124V123H263ZM262 124V125H263ZM64 125V124H63ZM124 125V124H123ZM140 125V124H139ZM261 125V124H260ZM12 126V127H13ZM48 126V125H47ZM68 126V125H67ZM71 128L72 126H74V124H71L69 125ZM82 126V125H81ZM115 126H117L115 124ZM120 126V124H119ZM122 126V125H121ZM141 126V125H140ZM139 126V127H140ZM151 126V125H150ZM153 126V125H152ZM169 126V127H168ZM256 126V125H255ZM11 127V128H12ZM37 127V126H35ZM42 127V126H41ZM46 127V126H45ZM52 127V126H51ZM49 127V128H51ZM56 127V126H55ZM64 127V126H63ZM83 127V126H82ZM81 127V128H82ZM88 127V126H87ZM256 127H259V126H256ZM68 128V127H67ZM84 128V127H83ZM122 128V127H121ZM120 128V129H121ZM123 128H125L123 126ZM153 128V127H152ZM249 128V127H248ZM251 128H254L251 126ZM263 128V126H262ZM48 129V128H47ZM69 129V128H68ZM79 129V128H78ZM256 129V128H255ZM255 129H254V132H255ZM41 130V128H40ZM66 130V129H65ZM114 130V129H113ZM118 130V129H117ZM249 131V129H247ZM39 131V130H38ZM67 131V130H66ZM53 132V130H52ZM70 132V131H69ZM114 132V131H113ZM251 132V131H250ZM258 132V131H257ZM256 132V134H257ZM49 133V132H48ZM72 133V131H71ZM129 133V132H128ZM132 133V132H131ZM130 133V134H131ZM140 133V132H139ZM248 133V132H247ZM51 133H49L50 135ZM53 134V133H52ZM51 134V135H52ZM62 134V133H61ZM64 134V133H63ZM252 134V133H251ZM255 134V133H254ZM50 135V136H51ZM55 135V133H54ZM66 135V134H65ZM129 135V134H128ZM132 135V134H131ZM141 135V134H140ZM147 135V134H146ZM246 135V134H245ZM258 135V134H257ZM263 135V134H262ZM69 136V135H67ZM70 136H73V135H70ZM69 136V137H70ZM250 136V135H249ZM253 136V135H252ZM264 136V135H263ZM42 137V138H41ZM69 137H63V135L60 137V135H55V138L54 140L56 141H59V140H63L64 139H67ZM131 137V136H130ZM222 138V137H225L224 139L227 140L225 143H223L222 145L216 141V139L218 140L219 138ZM248 137V136H247ZM141 138V137H140ZM264 139V137H262ZM45 139V138H44ZM49 139V137H48ZM70 139V138H69ZM135 139V138H134ZM132 139V141L134 140ZM143 139V138H142ZM141 139V140H142ZM149 139V138H148ZM151 139V138H150ZM237 139H239L237 141ZM16 140L19 141L18 144L14 143ZM53 140V139H52ZM130 140V139H129ZM160 140V141H159ZM203 141V142H206V144L203 146H200L199 142ZM255 140V139H253ZM45 141H48L47 138ZM65 141V140H64ZM117 141V140H116ZM115 141V142H116ZM132 141L130 143H132ZM256 141H257V138H256ZM259 141V140H258ZM257 141V142H258ZM261 141V139H260ZM51 142V140H50ZM54 142V141H53ZM215 142H218V143H215ZM222 142V141H221ZM44 143V141H43ZM42 143V144H43ZM46 143V142H45ZM44 143V144H45ZM57 143V142H56ZM61 143V142H60ZM63 143V142H62ZM61 143V144H62ZM114 143V142H113ZM134 143V142H133ZM136 143V142H135ZM134 143V144H135ZM51 144H54V143H51ZM64 144V143H63ZM62 144V145H63ZM246 144H249V147H252L250 149H247L245 146H247ZM6 145V146H5ZM46 145V144H45ZM49 145V144H48ZM1 146V145H0ZM40 146V145H39ZM44 146V145H43ZM57 146V145H55ZM54 146V147H55ZM59 146V145H58ZM131 146V145H130ZM188 146V147H187ZM38 147V146H37ZM48 147V146H47ZM60 147V146H59ZM54 149L52 146L49 147V149ZM186 148H190V152L189 153H184V149ZM39 149V147H38ZM37 149V150H38ZM41 149V148H40ZM39 149V150H40ZM44 149V148H43ZM48 149V148H47ZM59 149V148H58ZM109 149V148H108ZM15 150H18L19 152L15 151ZM36 150V151H37ZM42 150V149H41ZM48 151V150H47ZM56 151H57V148H56ZM54 151V152H56ZM61 151V149H60ZM186 151V150H185ZM2 152V153H3ZM41 152V151H39ZM49 152V151H48ZM25 153H22V155H24ZM50 156L51 154H53V151H50ZM58 153V152H57ZM115 153V152H113ZM106 154V153H105ZM110 154V152H109ZM121 154V153H120ZM156 154V155H155ZM3 155V154H2ZM21 155V154H20ZM19 155V156H20ZM38 155V154H37ZM45 157H47L45 155V153L43 154ZM49 155V154H48ZM60 154H58L59 156ZM71 155V154H70ZM73 155H77L76 153L73 154ZM104 155V154H102ZM107 155V154H106ZM114 155V154H113ZM123 155V154H122ZM49 156V157H50ZM62 156V155H61ZM97 156V155H96ZM4 157V156H3ZM34 157V156H33ZM39 157H42L39 155ZM44 158L43 159V162L40 163L39 165H37L36 167H31L32 169H29L28 171H18V172H15L16 170H13V171H9L7 169H5V171H7V176L4 177L3 179V183L0 184V190H8V191H11L12 194L10 193V195H6L5 196V201H7L9 203V205H12L15 203V200H17V197L15 196V193L13 192L14 190H17V194L20 193L21 194V191L22 189H27L26 192H25V195L23 194L22 196V201H19L22 205L23 204H26V194H28V197H32L34 196L35 194H37V192H43L45 189H46V184L48 185H58V187H61L63 188V191H64V186L66 185V183H69L71 184L72 180H70V182H67V178L65 177L66 176V171H69V168L73 166V177L75 178L74 175H77L78 174V171H80L78 166L76 167V164L77 162H79L80 160L82 162H84L80 157V160L79 158L76 156H73V157H70L68 156L66 158L67 160V163L64 162V164L66 163V168L65 166H56L55 169H53L51 171V174L53 175V179L54 180H51V177L49 178V176H52V175H48L46 174V176L48 175L47 178H42L41 176L45 177L44 174L46 172V168L48 169V167L46 166L48 164L49 161L48 158ZM53 157V155H52ZM51 157V158H52ZM55 157V156H54ZM60 157V156H59ZM66 157V156H65ZM95 157V156H94ZM119 157V155H118ZM139 157V156H138ZM141 157V156H140ZM15 158V157H14ZM13 158V161L15 160ZM49 158V159H51ZM58 158V157H56ZM96 158V157H95ZM117 158V157H116ZM125 158V157H124ZM136 158V157H135ZM37 159H39L37 157ZM42 159V158H40ZM59 159V158H58ZM62 159V158H61ZM64 159V158H63ZM93 159V158H92ZM91 159V160H92ZM123 159V158H122ZM228 159V160H227ZM12 160V159H11ZM53 160V158H52ZM56 160V159H54ZM65 160V159H64ZM65 160V161H66ZM85 160V158H84ZM94 160V159H93ZM121 160V159H119ZM133 160V159H132ZM137 160V161H138ZM227 160L226 163H224L225 161ZM9 161V160H8ZM13 161H10V162H13ZM16 161V160H15ZM57 161V160H56ZM55 161V163H56ZM60 161V160H59ZM63 161V160H62ZM126 161V160H125ZM123 164H124V162ZM136 161V160H135ZM151 161V162H150ZM229 161V162H228ZM58 162V161H57ZM7 163V161H6ZM17 163V161H16ZM59 163V162H58ZM61 163V162H60ZM81 163V162H80ZM126 163V162H125ZM128 163V162H127ZM126 163V164H127ZM131 163V162H129ZM137 163V162H135ZM8 164V163H7ZM4 165V167H8L9 166H14L13 164L12 165H9L7 166ZM72 164V165H71ZM75 164V165H74ZM79 164V163H78ZM119 164V163H118ZM122 164V163H121ZM120 164V165H121ZM59 165V164H57ZM63 165V164H62ZM108 165V167H107ZM144 165V166H145ZM44 167L43 169L40 168V167ZM46 166V167H45ZM70 166V167H69ZM82 166V164H81ZM111 166V167H109ZM126 166V165H124ZM130 166V165H129ZM139 165H137L138 167ZM142 166V165H141ZM83 167V166H82ZM140 167V166H139ZM51 167L49 166V169ZM127 168V167H126ZM43 171H42V170ZM75 169H77L76 171H74ZM82 169V168H81ZM84 169V167H83ZM118 169V167H117ZM125 169V168H124ZM138 169V168H137ZM140 169V168H139ZM12 170V168H11ZM71 170V169H70ZM87 170V171H89ZM116 170V171H115ZM141 170V169H140ZM122 171V172H121ZM131 171V170H130ZM135 171V170H133ZM142 171V170H141ZM49 173V170L47 171ZM69 173V172H68ZM71 173V174H72ZM80 173V172H79ZM81 173H82V170H81ZM80 173V175H81ZM103 176L99 177L101 174ZM86 174V172H85ZM65 175V176H64ZM68 175V174H67ZM79 175V174H78ZM94 177L91 178L92 176ZM133 177L135 179V182L130 181V176ZM69 176V175H68ZM38 177L41 178L42 181L38 180V181H35L38 179ZM89 177V176H88ZM98 177V178H96ZM129 177V178H128ZM66 178V180H64ZM71 178V177H70ZM77 178L79 179V177L77 176ZM85 177L82 175L80 177V180L79 181H76L74 182V185L75 183L77 184L79 182V184L81 183V186L84 182V179ZM59 179H62L63 181L61 183H56ZM248 179L250 180V183L251 184H246L248 182ZM245 180V182H244ZM247 180V181H246ZM61 181V180H60ZM86 181V180H85ZM41 182H48V183H43L41 184ZM66 182V183H65ZM87 182V181H86ZM85 182V183H86ZM112 182V184H113ZM131 182H133L131 184ZM89 183V182H88ZM249 183V182H248ZM65 184V185H64ZM73 186V185H71ZM79 186V185H77ZM76 186V187H77ZM79 186V187H81ZM247 186V187H246ZM49 187V186H48ZM51 187V186H50ZM75 187V188H76ZM245 187V189H244ZM52 188V187H51ZM54 188V187H53ZM52 188V189H53ZM69 188V187H68ZM78 188V187H77ZM82 188V187H81ZM80 188V189H81ZM93 187L89 188V190L87 191H84V197L83 199H87V200H91L92 201V205H93V202L95 205H97L100 201L99 200H103L106 196V194L104 195L105 197L103 199L97 197L96 195V191L93 192ZM97 188V187H96ZM18 189H21V190H18ZM57 189V188H56ZM59 189V188H58ZM66 189V188H65ZM70 189V188H69ZM98 192H100V190H98ZM55 190V188H54ZM60 190V189H59ZM58 190V192H59ZM86 190V189H85ZM47 191V190H45ZM44 191V192H45ZM62 191V190H61ZM69 191V190H68ZM75 191V190H74ZM73 190L70 189L69 192H74ZM79 191V190H78ZM77 191V192H78ZM244 191V192H243ZM55 192V191H54ZM81 192V191H80ZM23 193V192H22ZM56 193V192H55ZM65 193V192H64ZM109 193V192H108ZM242 193H244L246 195V197L248 196L250 199V204H249V207H250V212L248 214V216L246 217V224H245V220L244 221H240L239 218L236 219L235 215L239 209H238V204L239 202L242 200ZM39 194V193H38ZM47 194L49 195V192H47ZM62 194V193H61ZM60 194V195H61ZM72 194V193H71ZM111 194V193H110ZM115 195H117V193H113ZM19 195V194H18ZM42 195V194H41ZM45 195L46 193L44 194V198H45ZM51 195V194H50ZM63 195V194H62ZM66 195V193H65ZM68 195V194H67ZM77 195V193H76ZM114 195V196H115ZM119 195V194H118ZM121 195V194H120ZM13 196H15V200L13 198ZM21 195H19L20 197ZM38 196V195H37ZM36 196V197H37ZM57 196L54 195V197ZM74 196V195H73ZM78 196V195H77ZM113 196V197H114ZM42 198V196H40ZM39 197V198H40ZM48 197V196H47ZM57 197H61V196H57ZM56 197V198H57ZM64 197V196H63ZM61 197V198H63ZM66 197V196H65ZM69 197V196H68ZM67 197V198H68ZM70 197L72 198V196L70 195ZM69 197V198H70ZM103 197V196H102ZM113 197L111 198L112 201L114 202L113 200ZM28 198V199H29ZM38 198V197H37ZM36 198V199H37ZM39 198H38V201H39ZM55 198V199H56ZM60 198V199H61ZM66 198V199H67ZM110 198V197H109ZM122 199H118L119 201L115 202V203H118L119 206L121 207H126L127 206V203L129 202H134L131 201V198H128L126 197L125 195L123 197H120ZM31 199H34L31 198ZM45 199H49L48 198H45ZM52 200L54 198H51ZM110 199V200H111ZM130 199V200H128ZM136 199V198H135ZM136 199V200H137ZM19 200V199H18ZM105 200V199H104ZM103 200V201H104ZM109 200V199H108ZM152 200V199H151ZM257 200V198L255 199ZM34 201V200H33ZM54 201V200H53ZM56 202L59 201V199L55 200ZM68 202V199L66 200ZM84 201V200H83ZM116 201V200H115ZM141 201V199H140ZM264 201V200H263ZM37 202V201H36ZM48 202V201H47ZM62 202V200H61ZM66 202V204H67ZM137 202V201H135ZM151 202V201H150ZM33 203V202H32ZM42 203V202H41ZM59 203V202H57ZM70 203V202H69ZM111 203V202H110ZM109 203V204H110ZM128 203V204H129ZM152 203V202H151ZM28 204V202H27ZM26 204V205H27ZM35 204V203H34ZM102 204V203H101ZM107 204V205H109ZM134 204V203H132ZM131 204V205H132ZM140 204V203H139ZM143 204V203H142ZM148 204V203H147ZM15 205V204H14ZM14 205L12 207H14ZM21 205V207H22ZM31 204H28L27 207H29ZM44 205V204H42ZM117 205V204H116ZM136 205V204H135ZM135 205H132V207H134ZM144 205V204H143ZM17 206V205H16ZM62 206V205H61ZM99 206V205H98ZM106 206V204H105ZM104 206V207H105ZM110 206V205H109ZM204 208V210H206L208 213L207 215L211 213L212 217L210 219H207V223L205 224V226L201 227V223L200 221L202 220L201 219V216H200V210L199 209L201 208ZM248 206V205H247ZM18 207H20L18 205ZM25 206V208H27ZM33 207V206H32ZM118 207V206H117ZM138 207V209H136ZM135 206L134 208H130L132 211H134L133 215L135 216H142V217H145L144 214L148 215L147 213H145V211L143 210L144 207L141 206V209L139 206ZM200 207V208H199ZM9 208V207H8ZM24 208V207H23ZM35 208V207H34ZM41 208H45V206L41 207ZM70 208V207H69ZM107 208V207H105ZM12 209V208H11ZM11 209H10V212L11 213ZM20 209V208H19ZM31 209V208H30ZM28 209V210H30ZM37 209V207H36ZM39 209V208H38ZM62 209V208H61ZM65 209V208H64ZM96 209V208H95ZM118 209V208H117ZM127 209V208H126ZM13 210V209H12ZM25 210V209H24ZM33 210V208H32ZM63 210V209H62ZM123 210V209H122ZM128 210V209H127ZM263 210V211H262ZM18 211V210H17ZM35 211V210H34ZM47 211V210H46ZM49 211V210H48ZM70 211V210H69ZM87 211V210H86ZM99 211V210H98ZM104 211V210H103ZM110 211V209L108 210ZM108 211L105 210L103 213L105 215H109L108 214ZM130 211V210H129ZM129 211H127L126 213H129ZM190 211L192 213V215L190 216ZM203 212V213H206ZM26 212V211H25ZM28 213L30 212L31 214V211H27ZM50 213H52L51 211H49ZM123 212V211H122ZM202 212V211H201ZM8 211L5 213V215H7ZM27 213V214H28ZM66 213H68V210L66 211ZM111 213V212H110ZM121 213V211H120ZM132 213H129V214H132ZM244 213V212H243ZM70 214V212H69ZM117 214V213H116ZM125 214V213H124ZM247 214V213H246ZM44 215V213H43ZM99 215V214H98ZM105 215H102L103 217H106ZM202 215V214H201ZM37 216V215H36ZM45 216V215H44ZM49 216V215H48ZM131 216V215H130ZM158 216V217H157ZM160 216V217H159ZM188 216H190V218H188ZM206 216V215H205ZM204 216V219H206ZM232 216V217H231ZM34 217V216H33ZM133 217V216H132ZM141 217V218H142ZM4 218V217H2ZM36 218V222L37 224H42L44 223L45 221H48L49 219H54L53 217L52 218H49V219H46L45 217H43L42 215L41 216H38V217H35ZM64 218V217H62ZM61 218L60 221H62L63 219ZM101 218V216H100ZM147 218V217H145ZM60 219V217H59ZM58 219V220H59ZM117 219V217H116ZM122 219V218H121ZM140 219V217H139ZM144 219V218H143ZM57 220V221H58ZM65 220V221H64ZM63 221L66 223L67 220L64 219ZM69 220V219H68ZM134 220V219H133ZM170 220L168 222H170ZM117 221V220H116ZM123 221V219H122ZM125 221V220H124ZM172 221V222H173ZM35 222V221H34ZM69 222V221H68ZM118 222H120V219L118 220ZM167 222V223H168ZM171 222V224H172ZM203 222V221H201ZM244 222V223H243ZM159 223V224H161ZM57 223H55L56 225ZM61 224V222H60ZM63 224V223H62ZM101 224V223H100ZM99 224V225H100ZM128 224V223H127ZM158 224V225H159ZM199 224H201L199 226ZM58 225V224H57ZM64 225V224H63ZM62 225V226H63ZM66 225V224H65ZM64 225V228L65 229H68V230H71V227L73 228V226H70L69 223L67 224V227H65ZM164 225V223H163ZM162 225V226H163ZM173 225V226H174ZM204 225V224H203ZM87 226V225H86ZM125 226V225H124ZM123 226V227H124ZM168 226V225H166ZM172 226V225H171ZM170 226V227H171ZM199 226V227H198ZM122 227V225H121ZM60 228V226H59ZM63 228L62 231H64L65 229ZM87 227H85L86 229ZM130 228V226H129ZM133 228V227H132ZM160 228V227H159ZM166 228V227H165ZM169 228V227H168ZM173 228V227H171ZM118 229V228H117ZM123 229V228H122ZM128 230V229H127ZM135 230L137 231V229L135 228ZM135 230L133 231L135 233ZM164 230V229H163ZM167 230V228L165 229V231ZM91 231H92V228H91ZM67 233H69L67 230H66ZM95 232V231H94ZM129 232V231H128ZM131 232V231H130ZM157 232V233H156ZM161 232V231H160ZM159 232V233H160ZM163 232V231H162ZM161 232V233H162ZM126 234H131V235H134L132 233H126ZM22 235V234H21ZM130 235V236H131ZM137 235V234H135ZM161 235V234H159ZM260 235V234H259ZM14 237V236H13ZM18 237V236H17ZM24 238V236L22 235L21 238ZM136 237V236H135ZM138 237V236H137ZM22 240H25L23 239ZM26 238V236H25ZM102 238V237H101ZM127 238V237H126ZM129 238H133V237H129ZM127 238V239H129ZM161 238V239H162ZM260 238V237H259ZM18 239V238H17ZM138 239V238H137ZM101 240V239H100ZM135 240V239H134ZM133 240V241H134ZM240 240V238H239ZM102 241V240H101ZM127 241V240H126ZM125 241V242H126ZM132 241V240H131ZM129 242V246L130 248L134 247V246H131L130 242ZM137 241V240H136ZM135 241V242H136ZM140 241V240H139ZM163 241V240H161ZM164 241V242H165ZM225 241V245L223 244V242ZM235 241H238L237 239H235ZM23 242V241H22ZM22 242L20 241L19 244H18V249L17 250H12L10 252H8L6 254V258L8 257L9 254H13L14 256L15 255H19V253H21L20 251L22 250L23 252H25L24 249L25 246L22 245V249H21V244ZM144 242V241H143ZM234 242V241H233ZM147 243V242H146ZM228 243V242H227ZM247 243V242H246ZM250 243V242H249ZM249 243H247L249 245ZM145 244V243H144ZM143 244V245H144ZM215 244V245H214ZM251 244V243H250ZM157 245V246H156ZM231 245V244H230ZM239 245V244H238ZM235 246V245H234ZM237 246V245H236ZM244 246V245H243ZM114 247V245H113ZM142 245H141V242L138 243L137 241V244L135 245L134 249H133V254L134 256L139 260V264H147L150 262V254L148 253H143L142 251ZM228 247V246H226ZM148 249V248H147ZM225 249V248H224ZM232 249V248H231ZM28 250V249H27ZM149 250V249H148ZM233 250V249H232ZM235 250V249H234ZM29 251V250H28ZM228 251V249H227ZM226 251V252H227ZM242 251H243V248H242ZM245 251V249H244ZM243 251V252H244ZM27 252V251H26ZM166 254H165V253ZM211 252V253H213ZM221 252V251H220ZM235 252V251H234ZM219 253V252H218ZM215 254V253H214ZM213 254V255H214ZM230 254V253H229ZM12 255V256H13ZM217 255V254H215ZM239 255V254H238ZM244 256V255H243ZM246 258H249V259H246ZM158 259V260H157ZM218 260V259H217ZM224 261V260H223ZM217 264H224L222 262H219Z\"/></svg>",
    "mask_w": 264,
    "mask_h": 264
}]
</instances>
